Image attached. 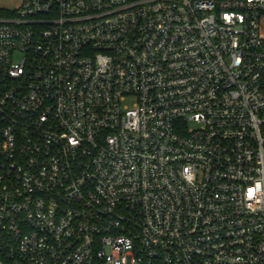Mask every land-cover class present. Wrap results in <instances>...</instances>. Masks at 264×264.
Listing matches in <instances>:
<instances>
[{"label":"built area","instance_id":"1","mask_svg":"<svg viewBox=\"0 0 264 264\" xmlns=\"http://www.w3.org/2000/svg\"><path fill=\"white\" fill-rule=\"evenodd\" d=\"M0 264H264V0L1 14Z\"/></svg>","mask_w":264,"mask_h":264},{"label":"rangeland","instance_id":"2","mask_svg":"<svg viewBox=\"0 0 264 264\" xmlns=\"http://www.w3.org/2000/svg\"><path fill=\"white\" fill-rule=\"evenodd\" d=\"M21 3L22 0H0V9L13 12L20 7Z\"/></svg>","mask_w":264,"mask_h":264},{"label":"trees","instance_id":"3","mask_svg":"<svg viewBox=\"0 0 264 264\" xmlns=\"http://www.w3.org/2000/svg\"><path fill=\"white\" fill-rule=\"evenodd\" d=\"M4 12H5V10H1V9H0V15H1V14H4Z\"/></svg>","mask_w":264,"mask_h":264}]
</instances>
